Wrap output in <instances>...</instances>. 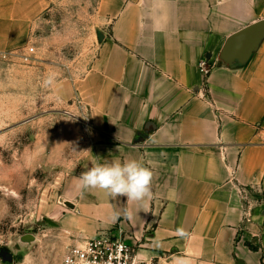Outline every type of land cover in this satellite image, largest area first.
Returning <instances> with one entry per match:
<instances>
[{"label":"crops","instance_id":"0c3cea01","mask_svg":"<svg viewBox=\"0 0 264 264\" xmlns=\"http://www.w3.org/2000/svg\"><path fill=\"white\" fill-rule=\"evenodd\" d=\"M54 1L0 0V53L26 45ZM95 2L98 54L57 86L94 137L67 179L75 208L62 212L63 231H111L168 264H264V191L250 203L242 194L264 189V34L225 56L230 38L264 21V0ZM203 57L216 62L206 80ZM131 159L155 173L146 207L79 187L94 164Z\"/></svg>","mask_w":264,"mask_h":264},{"label":"rangeland","instance_id":"374dc122","mask_svg":"<svg viewBox=\"0 0 264 264\" xmlns=\"http://www.w3.org/2000/svg\"><path fill=\"white\" fill-rule=\"evenodd\" d=\"M97 8L95 0H56L26 45L0 55V264H61L83 241L62 229L70 211L63 194L94 137L80 105L64 102L57 86L82 78L96 58Z\"/></svg>","mask_w":264,"mask_h":264},{"label":"built area","instance_id":"2783aa9c","mask_svg":"<svg viewBox=\"0 0 264 264\" xmlns=\"http://www.w3.org/2000/svg\"><path fill=\"white\" fill-rule=\"evenodd\" d=\"M30 52L35 48L30 47ZM6 56V53H0ZM216 62L211 57H203L199 62V70L205 80L215 67ZM262 187H246L242 189L244 200L250 203L254 198H260ZM261 199V198H260ZM250 220V212L246 213ZM61 264H161L159 259H142L135 245L127 243L111 231H99L93 236L83 238L68 248Z\"/></svg>","mask_w":264,"mask_h":264},{"label":"clouds","instance_id":"9594fccd","mask_svg":"<svg viewBox=\"0 0 264 264\" xmlns=\"http://www.w3.org/2000/svg\"><path fill=\"white\" fill-rule=\"evenodd\" d=\"M51 83V78L45 81L46 85ZM154 178V171L136 159L96 163L78 177L82 190L100 189L111 197L123 196L130 201L142 202L145 207L153 196ZM177 231L181 236L186 235L183 229Z\"/></svg>","mask_w":264,"mask_h":264},{"label":"water","instance_id":"95a60500","mask_svg":"<svg viewBox=\"0 0 264 264\" xmlns=\"http://www.w3.org/2000/svg\"><path fill=\"white\" fill-rule=\"evenodd\" d=\"M264 34V21H260L242 31L235 34L232 38L229 39L226 48H225V56L227 59L232 58V54H234L238 49L243 48L246 50H251L260 37ZM250 42L249 46L245 48V44ZM243 46V47H241ZM64 204L69 208H75V204L69 200L64 201ZM244 264V263H239Z\"/></svg>","mask_w":264,"mask_h":264},{"label":"trees","instance_id":"16d2710c","mask_svg":"<svg viewBox=\"0 0 264 264\" xmlns=\"http://www.w3.org/2000/svg\"><path fill=\"white\" fill-rule=\"evenodd\" d=\"M252 248L256 249L255 247H252Z\"/></svg>","mask_w":264,"mask_h":264}]
</instances>
